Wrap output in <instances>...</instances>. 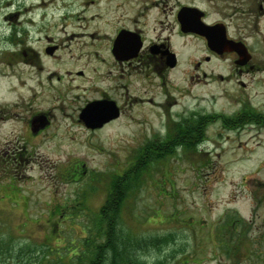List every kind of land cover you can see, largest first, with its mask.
<instances>
[{"label":"rangeland","instance_id":"374dc122","mask_svg":"<svg viewBox=\"0 0 264 264\" xmlns=\"http://www.w3.org/2000/svg\"><path fill=\"white\" fill-rule=\"evenodd\" d=\"M93 1L100 11H132L140 0L125 4L127 8L122 7L123 0H0V61L7 60L6 55L17 48L9 40L11 25L17 24L11 21V14L20 13L17 29L24 30L30 28V17L38 19L41 11H48L45 29L53 32L64 23L60 21L61 11H93ZM195 2L202 5V0ZM84 14L88 13L80 17ZM87 20L92 21L91 15ZM38 27L39 22L33 30ZM74 30L67 28L70 34ZM85 37L72 41L75 54L90 52L91 47L84 48L81 42L91 41L92 33ZM102 38L100 35L97 40ZM38 45L34 47L39 49ZM198 48L200 43L195 41L196 59L202 55ZM65 62L57 67H68L69 61ZM21 67L24 66L17 67L19 79L24 72ZM208 67L216 72L231 71L219 61ZM189 68L187 61L182 60L178 68L163 74V80L152 78L144 82L131 67L127 69L132 72L131 94L152 98L156 104L163 102L169 108L167 96L180 95L190 85L186 74ZM10 71L11 68H3L2 73ZM209 82L206 88L195 85L193 100L188 99L186 104L199 111L206 108L208 114L213 110L230 112L234 106L222 96L231 86ZM2 94L5 97V91ZM205 94L206 102L202 101ZM145 101L129 107L130 119L117 122L113 140L102 134L97 144V137L88 141L80 134L76 118L69 111L65 117L68 120L62 119L56 132L60 137L56 140L6 144L8 138L2 131L0 149L25 145L32 152L29 159L35 166L26 171L32 180L21 177L25 170L19 173L15 192L5 190L12 184L6 174H0V264H91L99 248L109 255V230L117 247L125 241L128 248H140L141 260L136 258L143 263H156L169 256L172 259L167 258L168 264H264V255L257 256L247 249L252 248L250 239L243 236L238 246L235 235L237 217L248 220L252 216V184L256 179L264 181V143L259 139L233 142L226 134H219L222 131L216 125L210 128L211 136L200 145L201 149L177 148L171 156L138 165L140 152L151 147L144 142V136L151 131L148 139L164 123L161 113L150 108L155 106ZM147 121L154 127L146 125ZM123 130L129 132L128 141L121 138ZM69 137L76 140L70 141ZM255 167L261 171L254 173ZM112 182L125 184L128 189L118 211H113L117 206L112 207L108 196ZM262 206L264 211V203ZM104 211L109 213L111 223L101 219ZM166 237L170 239L165 240ZM108 263L109 259L97 263L94 260V264Z\"/></svg>","mask_w":264,"mask_h":264},{"label":"flooded vegetation","instance_id":"af4514ba","mask_svg":"<svg viewBox=\"0 0 264 264\" xmlns=\"http://www.w3.org/2000/svg\"><path fill=\"white\" fill-rule=\"evenodd\" d=\"M123 2L122 7L127 8L125 4L133 1ZM92 3L93 11H61L60 21L64 23L57 25L53 32L45 29L48 11H41L38 19L30 17L27 21L30 28L24 30L17 29L20 13L11 14V21L17 24L11 25L9 40L17 48L6 55L7 60L0 61V134L5 131L6 144L60 138L56 132L62 126V119L68 120L67 111L72 112L71 117L75 116L80 134L88 141L97 137V144L102 134L107 140H113L117 122L121 124L124 118L130 119L129 107L145 100L163 116L164 130L160 127L148 139L151 131L144 136V142L157 146L154 151L151 147L144 148L141 159L159 160L171 156L177 148L192 151L187 145H196L199 150L210 138V128L216 125L222 131L218 133L226 134L233 142L259 139L264 143V0H202V5L195 0H140L138 8L132 11H100L98 3ZM84 12L88 14L80 17ZM89 15L92 21L87 20ZM37 22L39 27L35 31ZM69 26L75 29L71 34L67 31ZM201 26L205 28L204 36L195 32ZM90 33L92 40L81 42L84 48L91 47L90 52L75 54L71 50L72 41L87 38ZM100 35L103 38L97 40ZM195 41L200 43L198 49L202 52L197 59ZM215 41L220 43L219 51L211 48L210 42ZM35 44H39V49ZM182 60L190 65L186 71L190 85L180 95L167 96L169 108L163 102L156 104L152 98L131 94L132 72L127 69L132 67L144 82L152 78L163 80V74L178 68ZM65 61H69L68 67H57ZM217 61L231 71L209 69L208 65ZM21 65L24 72L19 79L17 67ZM3 68L11 71L2 73ZM209 81L231 86L222 96L234 106L230 112L213 110L208 114L206 108L199 111L186 104L188 99L193 100L194 86L206 88ZM202 98L206 102V94ZM146 125L154 127L148 121ZM128 133L123 130L121 138L128 141ZM69 139L73 141L76 137ZM31 154L25 145L0 149V174H6L12 184L5 189L7 192L17 191L14 186L24 170L21 177L32 180L26 173L35 166L29 159ZM260 171L255 167L254 173ZM123 189L125 184L120 182L109 184L108 196L112 203L123 197ZM251 190L252 216L248 220L237 217L235 235L238 246L243 236L248 237L252 248L247 249L259 256L264 255V181L256 179ZM106 208L112 211L110 206ZM107 212L104 211L101 219L111 223ZM113 236L109 230L108 264H168L167 258L172 259L166 256L156 263L139 262L141 249L128 248L125 241L117 247Z\"/></svg>","mask_w":264,"mask_h":264},{"label":"trees","instance_id":"16d2710c","mask_svg":"<svg viewBox=\"0 0 264 264\" xmlns=\"http://www.w3.org/2000/svg\"><path fill=\"white\" fill-rule=\"evenodd\" d=\"M188 147H191L192 148V151H194L195 149H196V145H187ZM151 148H152V150L154 151L155 150V146L154 145H151ZM141 158V157H140ZM155 159H153V161H154ZM152 160L150 159V158H145V159H140V161H139V163H138V165H146L145 163H152L151 162ZM142 168V167H141ZM131 185H132V183H134V181H132L131 180ZM124 190V196H123V198H122V196L121 197H119L117 200L115 199L114 201L115 202H117V203H114L113 202V204H114V206H117L116 208H114V211H118L119 209H120V204H121V202L125 199V198H127V195H126V192L128 191V190H126V189H123ZM122 193V192H121ZM109 230V229H108ZM99 250V252L98 253H95L92 257L93 258H91V264H94V260L96 261V263L99 261V260H102V262H104L105 260H107V259H109V255H107V254H105L104 252H103V249H102V247L101 248H99L98 249ZM116 253V252H115ZM95 257V258H94ZM104 260H103V259Z\"/></svg>","mask_w":264,"mask_h":264},{"label":"water","instance_id":"95a60500","mask_svg":"<svg viewBox=\"0 0 264 264\" xmlns=\"http://www.w3.org/2000/svg\"><path fill=\"white\" fill-rule=\"evenodd\" d=\"M195 32L199 35L204 36L205 35V28H203L202 26L200 28H196ZM207 36V35H206ZM211 48L215 51H219L220 50V43L218 41L215 42H210Z\"/></svg>","mask_w":264,"mask_h":264}]
</instances>
